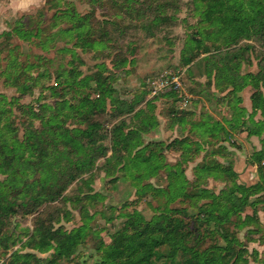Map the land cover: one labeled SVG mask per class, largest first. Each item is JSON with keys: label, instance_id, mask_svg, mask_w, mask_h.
Returning a JSON list of instances; mask_svg holds the SVG:
<instances>
[{"label": "rangeland", "instance_id": "1", "mask_svg": "<svg viewBox=\"0 0 264 264\" xmlns=\"http://www.w3.org/2000/svg\"><path fill=\"white\" fill-rule=\"evenodd\" d=\"M100 1L105 7L102 13L100 8H96V18L114 20V15L120 14V21L117 26H109L110 41L96 42L92 49L83 50L74 45V32L65 33L72 23L64 12L84 15L92 8V0H35L28 11H14L13 0H0V139L10 144L14 140L22 142L30 132L42 131V124L50 117L56 104L62 103V98L70 104L76 103L81 92L72 85H56L57 74L68 75L75 70L87 76L101 71L104 77L109 78L113 101L107 100L103 108L100 106L94 111L96 116H88L87 119L68 117V111L62 113L65 116L58 119L61 127L84 130L87 121L93 122L94 119L103 126L99 134L106 139L101 144L108 150L109 134L114 126L124 122L125 130H128L156 119L158 126L142 135L143 144H161L157 149H161L162 162L169 165L180 162L190 183L215 194L230 185L229 181L219 178L202 176L194 179L193 167L207 152L215 150L219 153L214 154V160L234 170L239 184H255L259 169L264 166L262 161L255 159L260 150L264 151V132L260 136H250V139L242 136L245 127L241 122L250 127L251 96L257 90L264 95V89L262 85L258 89L248 86L233 92L230 83L231 76L258 72V56L263 53V48L254 40H243L238 45H222L219 50L211 51L214 42L218 46L222 38L212 34L207 37L204 31L201 36H191L201 27L192 0H136L133 7L144 11V14L141 12L139 16L133 14L131 17L121 14L110 1ZM165 3L173 5L166 7L163 14L174 19L152 25L150 20L156 13L146 11V7L150 5L154 10L158 4ZM211 32L214 29H210ZM124 60L125 64L120 65L119 62ZM187 60L191 62L186 64ZM29 78H36L37 84L24 93V88L30 83ZM173 79L181 85L177 93L170 86ZM161 82L167 84L163 89L158 87ZM85 92L89 97L97 98L92 87L86 88ZM183 98L188 99L187 105H183ZM252 118L259 121V112ZM204 120H209L216 129L214 139L202 131H191V124ZM184 138L190 141L191 149L197 143L202 148L198 153L193 152V160L188 163L181 161L180 148L171 145L173 141ZM45 151V172L36 171L29 165L34 160L29 151L24 149L23 153L20 152L22 159L29 162L20 164L21 173L16 183L26 179L31 184L45 177L49 186L55 184L56 189H65L56 201L40 206L35 212L28 211L33 207L30 198L37 188L30 185L29 189L22 191L17 186L9 192L8 199L17 213L4 219L0 232V264H15L13 258L16 254L47 258L52 251L35 248L44 229L70 232L85 223L98 232L105 244H109V236L122 227L128 214L137 211L150 220L158 213L157 206L164 197L143 187L150 185L165 189L168 182L163 170L135 182L131 172L122 171V166L117 165V160L111 159V152H108L105 157L70 177L65 158L61 160L60 170H56L60 156L48 145ZM79 157L69 158L75 163ZM56 172L60 175L56 176ZM6 178L0 175V182ZM263 195L264 192H260L256 198ZM176 206L177 203L170 205ZM257 210L256 222L250 225L251 213L247 208L241 218L249 221L248 224L235 230L243 244L247 264H264L262 204L257 206ZM107 217H112L111 221L106 222ZM94 244L88 234L79 252L71 261L62 264H91L97 259Z\"/></svg>", "mask_w": 264, "mask_h": 264}, {"label": "trees", "instance_id": "2", "mask_svg": "<svg viewBox=\"0 0 264 264\" xmlns=\"http://www.w3.org/2000/svg\"><path fill=\"white\" fill-rule=\"evenodd\" d=\"M107 1H110L109 3L121 14L124 13L130 17L133 14L139 16L141 12L144 14V11L133 7L137 4L136 0ZM192 3L200 17L201 27L191 36L195 38L206 32L207 37L212 34L222 38L218 46H215L217 42H214L211 51L219 50L222 45L224 47L238 45L243 40H254L263 48V53L258 56V72L231 76L232 91L239 92L248 86L258 89L259 85H262L264 89V0H192ZM172 5V3L158 4L154 10L148 5L146 11L156 13L150 20L151 24L157 26L173 20V16L163 14V10ZM97 7L102 13L105 6L100 0H92V8L84 15L74 11L64 12L68 14V19L72 23L65 33L74 32V45L80 46L83 50L92 49L96 42L110 41L108 28L112 25L117 26L120 21V14L114 15V20H108L105 17L97 19L95 15ZM210 29H214V32L210 33ZM195 41L198 43L197 40ZM125 62L126 60L120 61L119 64H125ZM190 62L187 60L186 64ZM67 74H57L56 85L61 87L72 85L78 89L81 94L76 98V103L70 104L61 97L62 103L56 104L46 122L43 120L42 131L30 132L22 142L14 140L10 144L0 139V175L7 177L5 181L0 182V232L4 219L17 213L14 204L8 199L9 192H13L15 187L18 186V189L22 191L29 189L30 185L37 188L30 198L33 207L28 212H35L40 206L56 201L65 189V187L56 189L55 184L49 186L45 177L31 184L26 179L16 183L18 174L21 173L20 164L29 162L27 159L23 160V155L20 154L24 149L29 151V156L34 159L29 165L35 167L36 171L44 170L45 172L47 166L45 147L47 145L52 147L54 153L60 156V166L56 164V170H60L61 160L65 158L70 177L72 173L76 176L83 167H89L97 159L105 157L108 152H111V159L115 158L117 165L122 166V171L131 172L135 182H141L144 178L152 177L163 170L168 182L165 189L153 188L150 185L143 188L151 189L154 195H162L164 200L157 206L158 213L150 220H146L137 211L128 214L122 227L109 236L111 240L109 244H105L98 232L88 228L85 223L70 232L63 229H44L40 232L41 237L35 248L41 251L44 249L52 251L51 254L45 259L36 258L32 254H16L13 263L62 264L65 261L69 262L79 252V248L90 234L95 243L93 249L97 254V259L91 264H247L243 244L236 236L235 230L248 224L249 221L245 222L241 218V214L247 208H250V225H252L257 221V206L262 204L264 207V195L256 198L258 193L264 192V166L259 169V178L255 184L241 185L237 179L235 180L237 174L234 170L214 160V154L219 151L213 150V153L210 150L211 153L207 152L193 167L194 179L198 180L202 176L219 178L229 181L230 185L218 194L201 188L188 181L185 168L180 162L173 165L162 162L161 149H157L161 144H143L142 135L158 126L156 119H152V123L144 122L142 127L134 129L125 130L124 122L114 126L109 134L110 145L107 146V150L101 144L106 137L99 134L103 126L94 119L93 122L87 121L84 130L77 127H61L58 119L62 115L65 116L62 113L67 111L68 117L72 115L78 120L81 117L87 119L88 116H96L95 110L100 106L103 108L107 100L113 101L111 99L113 90L108 82L109 78L104 77L101 71L87 76H82L75 70ZM29 82L24 88V93L37 84V79L29 78ZM90 87L92 92L97 93V98H91L85 94V89ZM251 107L252 114L248 118L250 127H246V123L241 122V125L245 127L243 132H246L248 136H260L264 132L263 93L257 90L252 94ZM257 112L260 115L259 121L252 118ZM209 123V120H204L202 123L191 124V131L193 133L202 131L210 139H214L216 129ZM171 145L180 148L181 161L185 163L193 160V152L198 153L202 149L199 148L198 143L194 149H191L190 141L186 138L175 140ZM74 155H80L75 163L69 158ZM255 159L264 164V151L260 150ZM59 175L60 173L56 172V176ZM201 200L206 201L196 206V202ZM173 203H177L178 206L170 207ZM111 218L107 217L106 222L111 221Z\"/></svg>", "mask_w": 264, "mask_h": 264}, {"label": "clouds", "instance_id": "3", "mask_svg": "<svg viewBox=\"0 0 264 264\" xmlns=\"http://www.w3.org/2000/svg\"><path fill=\"white\" fill-rule=\"evenodd\" d=\"M35 3V0H13L14 11H28L30 7Z\"/></svg>", "mask_w": 264, "mask_h": 264}, {"label": "built area", "instance_id": "4", "mask_svg": "<svg viewBox=\"0 0 264 264\" xmlns=\"http://www.w3.org/2000/svg\"><path fill=\"white\" fill-rule=\"evenodd\" d=\"M167 84L164 83V82H161L159 84V88L163 89ZM170 86L172 87V89H174L175 92H178L181 90V85L180 83L177 81V79H173L172 82L170 83ZM189 102H188V99L187 98H183V105H187Z\"/></svg>", "mask_w": 264, "mask_h": 264}, {"label": "crops", "instance_id": "5", "mask_svg": "<svg viewBox=\"0 0 264 264\" xmlns=\"http://www.w3.org/2000/svg\"><path fill=\"white\" fill-rule=\"evenodd\" d=\"M162 129V128H161ZM158 130V129H157ZM159 131H160V128H159ZM154 132H156V131H154ZM158 132V131H157ZM244 135H246V137L248 136L247 135V133L246 132H244L243 134H242V136H244ZM249 137V139H250V136H248Z\"/></svg>", "mask_w": 264, "mask_h": 264}]
</instances>
